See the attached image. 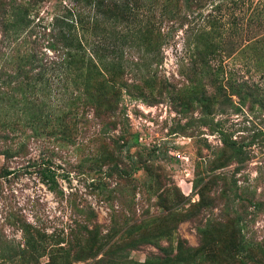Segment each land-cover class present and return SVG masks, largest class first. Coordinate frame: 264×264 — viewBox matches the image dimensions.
<instances>
[{"label":"rangeland","instance_id":"1","mask_svg":"<svg viewBox=\"0 0 264 264\" xmlns=\"http://www.w3.org/2000/svg\"><path fill=\"white\" fill-rule=\"evenodd\" d=\"M63 2L69 5L68 0H46L40 17L46 20L62 8ZM249 2L250 7H243V32L228 39H241L240 49L256 34L255 39L264 37V0ZM236 14L241 17L242 12ZM224 21L231 28L230 19ZM242 23L238 25L240 29ZM170 25H163V29ZM15 32H7L4 45L0 44L2 52L10 51L12 40L19 42L24 37L38 44L43 42L40 28ZM37 49L46 54V94L65 103L69 97L64 94L66 81L49 70L56 59L44 45ZM181 49L180 32L170 35L161 50V64L148 72L129 65L130 61L135 62L136 51L123 50L122 56L129 62L125 77L138 83L145 75L152 87L139 82L143 92L132 96L123 92L113 118L117 125L114 130H107L109 142L94 139L100 130L97 123L90 124L75 144L59 146L40 139L30 142V155L25 159L10 161L0 156V264H20L18 256L26 250L22 222L52 235L48 239L65 238L70 233L68 253L77 244L82 249L78 260L68 257L66 264H144L147 258L162 254L155 246L174 251L181 240L189 247L199 248L205 232L223 228L224 231L206 236L212 240L205 242L214 249L216 240L229 237L228 227L232 225L240 228L243 243L240 253H225V263L264 264V98L260 93L244 101L231 96L233 106L206 114L212 125H199L195 120L200 108L191 93L182 97L185 86L195 84H187L179 74ZM4 59H0V67ZM226 62L235 77L248 80V85L251 81L261 82L259 74L252 72L253 61L251 66L244 59ZM183 101L189 106L185 108ZM87 117L90 119L92 112ZM222 132L242 148L245 163H239V158L223 149ZM28 161L36 165L30 167ZM46 162L60 174L57 182L63 195L49 190L41 180L38 165ZM107 167L112 170L110 175L105 172ZM4 169L13 174L3 176ZM165 226L167 230L153 239L152 235ZM85 230L91 234H85ZM144 237H148L145 244H137ZM108 240L133 241L134 247L123 253L125 260L112 262L106 256L107 260L99 262L103 252L96 257H92V252L98 241ZM63 254L64 251H57L50 257L60 264ZM39 261L48 264L49 256H42Z\"/></svg>","mask_w":264,"mask_h":264},{"label":"trees","instance_id":"2","mask_svg":"<svg viewBox=\"0 0 264 264\" xmlns=\"http://www.w3.org/2000/svg\"><path fill=\"white\" fill-rule=\"evenodd\" d=\"M45 1L0 0L1 45L8 38L7 32L16 34V30L24 31L30 27L32 31L41 29L43 41L38 44L24 37L19 42L12 40L10 51L0 50V59L5 57L0 67V156L7 160L25 159L30 155V142H39L40 139L53 141L59 146L75 144L90 124L100 125L95 140L109 142L111 138L107 130H114L117 125L113 118L119 110L123 92L132 96L143 92L142 85L152 87V82L145 79V75L138 80L142 82L141 86L136 80L125 77L129 62L124 60L123 50L129 52L133 49L138 53L134 57L135 62L130 61L129 65L138 70L152 71V66L161 64V50L169 42L170 35L176 32L182 35L179 74L187 84H195L194 87L185 86L182 96L191 93L200 108V116L195 122L201 126L212 125L213 121H207L205 115L233 106L231 96L244 101L260 93L259 96L264 98V37L255 39L256 34L244 40L247 44L241 49V39L228 40L230 36L243 32V7L251 6L249 0H68L69 5L63 2L62 8L44 20V16L40 17V9ZM239 10L241 17L236 14ZM225 18L230 19L231 28L225 26ZM168 23L171 24L168 29H163V25ZM241 23L242 29L238 27ZM42 45L56 59L49 65V70L66 81L64 94L69 97L65 103L46 94L45 90L49 89L47 80H44L46 54L43 51L39 53L37 49ZM228 59L235 62L244 59L246 65L253 61L250 65L252 72L259 74L261 82L251 81L248 85V80L235 77L225 63ZM183 106L189 105L183 101ZM89 112H92L90 119L87 117ZM220 142L224 150L239 158V163H245L242 148L224 132ZM115 144L118 149L119 144ZM27 163L30 165L33 161ZM48 164L38 165L41 180L49 190L63 195L57 182L60 174H56ZM111 171L107 167L105 172L110 175ZM11 174L13 172L4 169L3 176ZM228 228L231 234L224 240H216L214 249L205 242L212 240L206 236L224 231L223 228L205 232L199 248L189 247L181 240L174 251L155 246L162 254L147 258L144 264H226L225 253L229 250L240 253L243 243L239 238L240 228L233 225ZM20 229L26 247L18 256L20 264H40L39 259L45 255L49 256L48 264H56L59 261L50 256L57 251H64L60 264H66L68 257L80 258L78 254L82 247L79 244L68 253L70 233L65 238L55 236L48 239L52 235L34 230L29 224L22 222ZM165 230L166 226L156 231L152 238H158L159 233ZM84 232L91 234L89 230ZM147 240L148 237H144L137 240V244H145ZM133 245V241H98L95 245L98 252H92V257L103 252L105 255L102 254L99 262L107 258L112 262L125 260L123 253ZM106 246L108 248L104 250Z\"/></svg>","mask_w":264,"mask_h":264}]
</instances>
